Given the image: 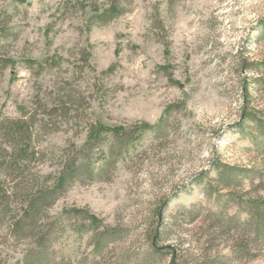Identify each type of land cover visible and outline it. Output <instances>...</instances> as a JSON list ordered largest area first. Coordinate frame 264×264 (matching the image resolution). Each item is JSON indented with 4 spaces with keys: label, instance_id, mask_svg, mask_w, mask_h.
Masks as SVG:
<instances>
[{
    "label": "rangeland",
    "instance_id": "rangeland-1",
    "mask_svg": "<svg viewBox=\"0 0 264 264\" xmlns=\"http://www.w3.org/2000/svg\"><path fill=\"white\" fill-rule=\"evenodd\" d=\"M6 117L31 122L41 179L83 166L44 213L46 264H264L246 226L264 198V0H0ZM143 124L124 144L104 131ZM217 164L251 170L217 189ZM8 222L0 264H23Z\"/></svg>",
    "mask_w": 264,
    "mask_h": 264
},
{
    "label": "trees",
    "instance_id": "trees-1",
    "mask_svg": "<svg viewBox=\"0 0 264 264\" xmlns=\"http://www.w3.org/2000/svg\"><path fill=\"white\" fill-rule=\"evenodd\" d=\"M244 115L246 119L256 121L253 112L244 109ZM30 125L31 122L24 117H6L0 120V216L9 220L8 228L13 236L29 242V248L23 255V264H46V252L54 223H47L43 218L44 213L58 198L68 180L77 175L83 166H75L76 170L68 166L57 177L47 175L41 179L31 170L30 160L23 152L31 138ZM145 126L146 124L133 128H106L104 131L111 132L118 145L124 144L136 130ZM94 127L91 126L90 134L95 131ZM260 127L263 131L264 126ZM90 134L86 141L96 138L97 134L93 137ZM215 170L217 189H224L230 188L239 177L247 176L251 169L217 164ZM246 203L249 209L246 226L250 228L252 239H264V198L249 199ZM85 215L90 218L91 225L96 227V220L88 214ZM112 231L106 228L99 234V241L110 239L114 235ZM149 249L154 254L166 250L160 249L154 243H151ZM175 260L177 256H173V262Z\"/></svg>",
    "mask_w": 264,
    "mask_h": 264
}]
</instances>
